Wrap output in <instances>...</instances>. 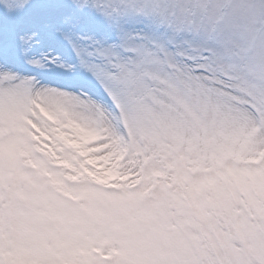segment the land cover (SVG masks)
Instances as JSON below:
<instances>
[{
	"label": "snow or ice",
	"instance_id": "6c2138e0",
	"mask_svg": "<svg viewBox=\"0 0 264 264\" xmlns=\"http://www.w3.org/2000/svg\"><path fill=\"white\" fill-rule=\"evenodd\" d=\"M0 264H264V0H0Z\"/></svg>",
	"mask_w": 264,
	"mask_h": 264
}]
</instances>
